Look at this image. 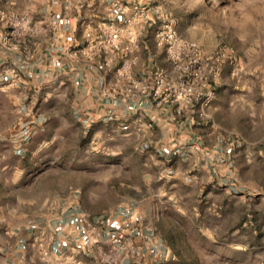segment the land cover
<instances>
[{
  "label": "crops",
  "instance_id": "1",
  "mask_svg": "<svg viewBox=\"0 0 264 264\" xmlns=\"http://www.w3.org/2000/svg\"><path fill=\"white\" fill-rule=\"evenodd\" d=\"M115 1L143 4L53 0L37 20L25 17L28 27L17 30L9 45L0 43V264H66L71 257L98 264V244L83 213L92 221L104 218L102 241L123 238L121 264H171L154 226L157 218L135 197L146 186L129 185L127 172L140 162L142 178L206 185L218 179L224 158L230 164L231 144L221 137L216 113L222 117L232 98L216 94L207 108L196 103L181 112L150 95L122 98L118 90L128 77L140 79L155 67L177 77L153 37L156 21L177 26L158 0L143 4L154 17L146 25L127 24L129 11L114 15ZM111 21L125 29L119 49L92 51V42ZM7 30L0 22V35ZM81 52L92 54L87 58ZM24 123H32L29 137L22 135ZM80 146L88 149L83 151L87 161L117 164L81 171L118 180L113 188L119 199L111 206L103 205L95 186L80 185V170L73 166ZM151 164L154 174H149Z\"/></svg>",
  "mask_w": 264,
  "mask_h": 264
},
{
  "label": "rangeland",
  "instance_id": "2",
  "mask_svg": "<svg viewBox=\"0 0 264 264\" xmlns=\"http://www.w3.org/2000/svg\"><path fill=\"white\" fill-rule=\"evenodd\" d=\"M158 1L183 37L188 34L186 38L196 41L206 58L220 54L209 105L216 94L222 100L232 98L233 105L228 111L224 108L222 117L216 113L221 137L231 144L230 164L223 159L216 181L188 186L166 178H142L144 167L138 162L127 172V183L145 184V191L135 197L157 218L154 226L164 237L171 264H264V0ZM52 2L0 0V11L33 22L50 11ZM86 150L80 146L73 164L80 170L79 183L95 186L103 205L111 206L119 199L113 188L118 180L103 178L101 171H81L117 164L87 161ZM156 170L151 164L149 174Z\"/></svg>",
  "mask_w": 264,
  "mask_h": 264
},
{
  "label": "built area",
  "instance_id": "3",
  "mask_svg": "<svg viewBox=\"0 0 264 264\" xmlns=\"http://www.w3.org/2000/svg\"><path fill=\"white\" fill-rule=\"evenodd\" d=\"M114 15H124L130 12L131 16L126 21L127 24L141 22L144 25L153 22V16L150 9L139 3L127 6L124 3L115 1ZM0 22L8 28L5 33L0 35V43L9 45L12 36L17 34V30L28 27V21L24 17H18L13 13L0 11ZM125 32L124 27L111 21L101 31V35L92 42V51H101L104 48L118 50L122 34ZM153 37L157 46L164 51L167 61L170 63L177 77L172 78L160 67H155L152 71L140 79L128 77L124 86L118 91L122 98L142 94L150 95L157 98L158 101H164L172 104L176 112L189 108L198 103L200 108H206L211 99L213 92L211 82L219 75L220 71V54L211 58H206L201 51L200 45L191 39L183 37L177 29L167 20L160 22L154 29ZM82 55L89 58L92 52ZM106 64L105 61L98 64L102 69ZM32 123L22 125L23 137L31 135ZM82 221L91 229V236L98 244L95 253V259L98 264H121V257L126 249V244L122 237L114 235L108 240L102 241L103 217H97L95 220L90 219L89 213H83ZM48 253L43 251L42 259L45 260ZM66 264H85L78 258H67Z\"/></svg>",
  "mask_w": 264,
  "mask_h": 264
}]
</instances>
